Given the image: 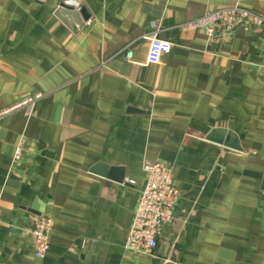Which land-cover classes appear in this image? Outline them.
<instances>
[{
    "label": "crops",
    "instance_id": "1",
    "mask_svg": "<svg viewBox=\"0 0 264 264\" xmlns=\"http://www.w3.org/2000/svg\"><path fill=\"white\" fill-rule=\"evenodd\" d=\"M69 1L83 10L58 9ZM236 3L264 17V0H0V110L42 95L0 119V264H264V28L211 43L182 27ZM157 29L174 45L146 64ZM215 127L245 151L207 139ZM145 160L181 192L154 256L125 248Z\"/></svg>",
    "mask_w": 264,
    "mask_h": 264
},
{
    "label": "built area",
    "instance_id": "2",
    "mask_svg": "<svg viewBox=\"0 0 264 264\" xmlns=\"http://www.w3.org/2000/svg\"><path fill=\"white\" fill-rule=\"evenodd\" d=\"M58 7L62 10L76 11L82 8L80 4L71 1L64 2ZM246 24L264 28V17L236 3L216 10H207L202 16L185 23L182 27L186 30H203L211 43H225L236 28ZM159 31L157 29L154 34L147 37L149 49L146 64L160 63L162 57L169 54L173 48V42L163 39ZM125 59L137 63L131 49L126 52ZM40 97L42 95L37 94L16 106L0 110V119L19 108H26L31 113L35 101ZM23 152L24 143L22 141L15 149L14 161L19 160ZM142 167L147 181L134 213L125 248L132 252L154 256L161 228L175 219V209L181 192L175 187L172 169L166 163L145 160ZM53 226L54 220L51 216L40 214L37 217L32 230L37 258L43 259L48 254Z\"/></svg>",
    "mask_w": 264,
    "mask_h": 264
},
{
    "label": "water",
    "instance_id": "3",
    "mask_svg": "<svg viewBox=\"0 0 264 264\" xmlns=\"http://www.w3.org/2000/svg\"><path fill=\"white\" fill-rule=\"evenodd\" d=\"M62 10V9H59ZM73 11L70 9L62 10V11ZM83 10V7L81 8ZM207 139L214 141L220 145H223L229 149H232L234 151L244 152V148L241 145L240 139L238 134H236L232 130H228L223 127H215L213 128L208 136ZM92 172L101 174L105 177H113L117 179L118 181L123 182L124 181V173L123 169L117 166H111L105 163H99L97 164L93 169Z\"/></svg>",
    "mask_w": 264,
    "mask_h": 264
}]
</instances>
